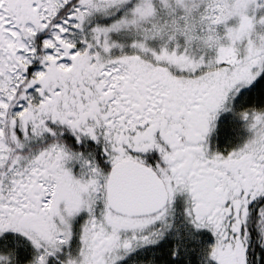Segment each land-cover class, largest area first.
<instances>
[{
    "label": "snow or ice",
    "instance_id": "snow-or-ice-1",
    "mask_svg": "<svg viewBox=\"0 0 264 264\" xmlns=\"http://www.w3.org/2000/svg\"><path fill=\"white\" fill-rule=\"evenodd\" d=\"M0 264H264V0H0Z\"/></svg>",
    "mask_w": 264,
    "mask_h": 264
}]
</instances>
